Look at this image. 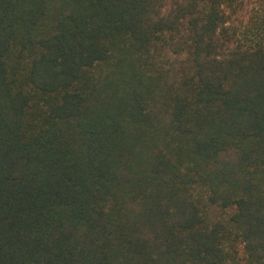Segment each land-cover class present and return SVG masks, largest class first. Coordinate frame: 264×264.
Instances as JSON below:
<instances>
[{"label":"trees","instance_id":"1","mask_svg":"<svg viewBox=\"0 0 264 264\" xmlns=\"http://www.w3.org/2000/svg\"><path fill=\"white\" fill-rule=\"evenodd\" d=\"M0 264H264V0H0Z\"/></svg>","mask_w":264,"mask_h":264}]
</instances>
